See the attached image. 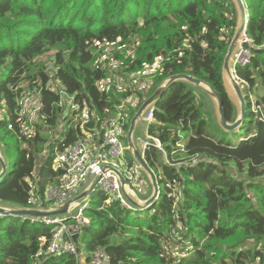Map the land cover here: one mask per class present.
Listing matches in <instances>:
<instances>
[{"label":"trees","instance_id":"obj_1","mask_svg":"<svg viewBox=\"0 0 264 264\" xmlns=\"http://www.w3.org/2000/svg\"><path fill=\"white\" fill-rule=\"evenodd\" d=\"M244 3L252 45H243L248 63L234 68L247 101L243 126L223 132L205 94L173 84L148 129L167 163L155 147L144 151L159 198L139 212L93 193L83 210L89 223L72 234L87 261L101 249L110 264H264V0ZM235 25L230 0H0V131L18 142L0 205L44 206L62 175L56 154L128 107L125 142L142 101L172 75L210 84L232 122L221 68ZM115 44L131 53L121 46L101 55ZM156 64L130 108L135 92L121 81ZM125 157L134 164L126 146ZM54 232L37 219L0 217V264H76L66 252L44 255Z\"/></svg>","mask_w":264,"mask_h":264},{"label":"built area","instance_id":"obj_2","mask_svg":"<svg viewBox=\"0 0 264 264\" xmlns=\"http://www.w3.org/2000/svg\"><path fill=\"white\" fill-rule=\"evenodd\" d=\"M247 41L250 40L246 37L244 44H247ZM243 45L236 57L238 62L236 65H245L249 61L250 53L243 48ZM243 51L246 52L247 57L244 63H240V56ZM157 67L158 64L146 70L143 74L133 75L121 81V87L124 90L133 87L135 92L127 100V105L130 108L137 106L138 95L136 92L151 86V83L148 82L145 76L153 72ZM62 95H64V93ZM134 99H136V102L132 106L129 104V101ZM123 107L124 105L120 107V109ZM154 109L155 107L151 108L143 118V123L146 127L145 135L147 141H143L142 139L139 141L141 154L144 157L145 149L149 146H153L158 151L162 152L164 160L167 163V157L160 142L156 138L148 135L150 125L154 123ZM129 111V108L126 107L124 112L119 113L114 118L105 120L92 132H82V136L76 142L65 147L56 154L54 170H61L62 175L57 186L45 191L44 206L39 207L55 206L70 200L78 195L76 190L79 187L84 185L86 187L95 176L101 174V178L93 193L96 191L101 193L102 196L105 197V204L117 202L121 207L134 211L122 194L116 175L113 172H103L107 167L116 169L121 172L134 191L141 186L140 183L143 175L140 173L138 166L135 164H128L125 157V146L122 143L124 135L123 120L127 119ZM67 113L68 111L65 114V118L67 117ZM180 150L182 151V149ZM88 202L89 201H85L81 207L74 210L70 220H68L66 216L25 218L30 220L37 219L38 222L46 226H55L52 241L44 252V255L60 256L66 252L75 257L76 264H84L81 260H84L85 264H110V258L101 249L95 250L87 261L84 251L77 250V245L72 240V234L78 233L84 225L89 223V221L83 217V210L88 207Z\"/></svg>","mask_w":264,"mask_h":264},{"label":"water","instance_id":"obj_3","mask_svg":"<svg viewBox=\"0 0 264 264\" xmlns=\"http://www.w3.org/2000/svg\"><path fill=\"white\" fill-rule=\"evenodd\" d=\"M234 7L236 16V25L233 32V36L227 47L223 64L221 68V78L224 88V92L231 101L235 108V119L232 122H228L225 117V112L223 108V101L219 94L214 90V88L205 81L199 80L188 74H176L167 77L161 81L152 92L150 96L145 98L136 112L131 117L128 129L126 133V148L130 158L133 163L139 167L140 173L146 179V183L150 187V193L144 199L138 197V194L133 190L128 181L123 177L121 172L116 169L107 167L103 170L106 172H113L120 185L122 194L124 195L127 202L132 206L134 211H144L151 207L159 198L160 190L157 176L147 164L145 158L141 154L140 139L138 140V147L136 146L134 139V132L137 127L145 126L143 123V118L146 116L147 112L156 106V103L162 98L164 93L175 83H186L203 94H205L212 103L213 116L215 122L220 130L225 133H232L239 130L245 121L247 113V101L244 94V89L241 86L239 80L235 75L234 62L241 49V46L245 43L246 36V26L248 22L247 9L245 7L244 0H230ZM251 47V42H246ZM146 133V127L145 131ZM145 141H147L145 139ZM0 182L4 178L7 170L8 164L4 161V158L0 152ZM101 178V174L95 176L89 184L83 189V191L71 198L70 200L55 206L49 207H36V208H14L0 205V217H11V218H45L53 216H66L70 220L73 215V211L81 207L85 201H89L92 193L94 192L97 183ZM85 264L84 260H81Z\"/></svg>","mask_w":264,"mask_h":264},{"label":"rangeland","instance_id":"obj_4","mask_svg":"<svg viewBox=\"0 0 264 264\" xmlns=\"http://www.w3.org/2000/svg\"><path fill=\"white\" fill-rule=\"evenodd\" d=\"M248 18V17H247ZM121 46H124V45H118V44H115V45H113V46H111L109 49H106L105 51H102V53H101V55H106V57H112V51L113 52H117V51H119V50H123L124 48V52H126V53H131V50H130V48H126L125 46H124V48L123 47H121ZM241 58H240V63H244L245 62V60H246V57H247V54H246V52L245 51H243L242 52V54H241V56H240ZM236 64H238V62H234V66L236 65ZM120 84V83H119ZM118 84V85H119ZM244 89V88H243ZM204 98H205V102H206V105H209V101H208V99L204 96ZM135 102H136V99H134V100H131V101H129V104L130 105H134L135 104ZM31 109V108H30ZM30 109H28L27 110V112H30ZM67 112V111H66ZM1 115H3V113H0ZM68 118L70 117V111H68V113H67V115H66ZM63 117H65V116H63ZM76 117V116H75ZM7 118V117H6ZM6 121L7 122H9V120H7L6 119ZM63 123V121L61 122V124ZM60 128H61V126H60ZM145 126H143V127H141V126H139V127H137L136 128V130H135V132H134V139H135V143H136V146L138 147V140L139 139H142L143 141L146 139V135H145ZM210 131L212 132V133H215V135L217 136V137H219V134H217L216 132H215V130H214V128L211 126L210 127ZM235 136V135H234ZM0 138H1V140H2V142H0V152H1V154H2V156H3V158H5L4 159V161L5 162H8L9 161V164H10V162L11 161H14L15 159H16V156H17V149H18V142L16 141V138H14L13 136H12V134L11 133H8V132H6V134H2V132L0 131ZM122 143H123V145L124 146H126L127 145V143H126V141L124 142V141H122ZM10 168V167H9ZM1 170V169H0ZM146 180V179H145ZM144 180V178L142 177V179H141V183H140V185L141 186H139V188L138 189H135V191H136V193L138 194V197L139 198H141V199H144L146 196H143V195H147V188H146V186H147V184H146V181ZM85 188V185L84 186H82V187H79L77 190H76V192H77V194H80L82 191H83V189ZM141 191H142V193H141ZM1 206H3V205H1ZM8 207V206H7ZM15 208V207H14ZM96 229V227L95 228H93L92 230H95Z\"/></svg>","mask_w":264,"mask_h":264},{"label":"bare ground","instance_id":"obj_5","mask_svg":"<svg viewBox=\"0 0 264 264\" xmlns=\"http://www.w3.org/2000/svg\"><path fill=\"white\" fill-rule=\"evenodd\" d=\"M8 170H9V165H8ZM8 173L5 174L4 178L2 179V181L5 179V177L7 176Z\"/></svg>","mask_w":264,"mask_h":264}]
</instances>
